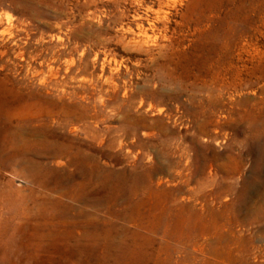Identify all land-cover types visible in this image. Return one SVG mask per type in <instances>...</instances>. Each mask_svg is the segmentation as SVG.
Returning a JSON list of instances; mask_svg holds the SVG:
<instances>
[{"label":"rangeland","instance_id":"rangeland-1","mask_svg":"<svg viewBox=\"0 0 264 264\" xmlns=\"http://www.w3.org/2000/svg\"><path fill=\"white\" fill-rule=\"evenodd\" d=\"M0 264H264V0H0Z\"/></svg>","mask_w":264,"mask_h":264},{"label":"bare ground","instance_id":"bare-ground-1","mask_svg":"<svg viewBox=\"0 0 264 264\" xmlns=\"http://www.w3.org/2000/svg\"><path fill=\"white\" fill-rule=\"evenodd\" d=\"M10 148H13V147H10ZM19 153H20V154H24L25 152L22 150V151H19ZM11 155H12V157H13V156L18 155V153L15 152V153H12Z\"/></svg>","mask_w":264,"mask_h":264}]
</instances>
